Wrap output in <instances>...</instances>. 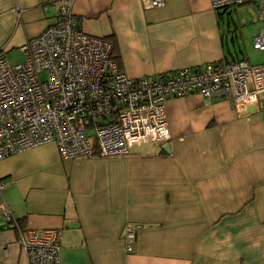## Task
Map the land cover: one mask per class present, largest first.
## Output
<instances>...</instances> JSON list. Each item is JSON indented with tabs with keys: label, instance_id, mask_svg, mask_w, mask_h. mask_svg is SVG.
<instances>
[{
	"label": "crops",
	"instance_id": "0c3cea01",
	"mask_svg": "<svg viewBox=\"0 0 264 264\" xmlns=\"http://www.w3.org/2000/svg\"><path fill=\"white\" fill-rule=\"evenodd\" d=\"M61 3L114 44L131 77L264 58L227 45L210 0H0V54L23 55ZM165 110L169 139L126 155L65 159L47 142L0 159V209L30 228H60L61 264H264V94L241 113L196 93ZM5 224L0 213V264H27Z\"/></svg>",
	"mask_w": 264,
	"mask_h": 264
},
{
	"label": "built area",
	"instance_id": "2783aa9c",
	"mask_svg": "<svg viewBox=\"0 0 264 264\" xmlns=\"http://www.w3.org/2000/svg\"><path fill=\"white\" fill-rule=\"evenodd\" d=\"M166 0H140L146 8ZM214 10L253 2L260 24L252 46L264 55V0H210ZM23 60L11 65L0 54V159L47 142L62 158L126 155L137 145L170 137L165 103L199 94L225 99L237 113L258 107L264 94V58L206 62L148 76L131 77L111 57L109 40L84 32L68 3L52 24L23 46ZM92 129L93 145L86 135ZM4 182L0 180V190ZM6 228L15 229L27 264H61V229L20 224L3 205ZM135 229L126 226V249Z\"/></svg>",
	"mask_w": 264,
	"mask_h": 264
},
{
	"label": "rangeland",
	"instance_id": "374dc122",
	"mask_svg": "<svg viewBox=\"0 0 264 264\" xmlns=\"http://www.w3.org/2000/svg\"><path fill=\"white\" fill-rule=\"evenodd\" d=\"M256 12V5L253 2H249L242 5H233L229 8H226L225 10H220L218 13L223 28V33L227 39V45L232 50H235L237 55H241V53L245 55L247 51L249 52V49L253 50L252 53L254 54L250 55V59L252 61L258 60V57H260L261 54L260 51L255 50L252 46L253 35L258 32L255 30L259 29L260 27V24L256 19ZM22 56V53L15 50L10 52L7 59L9 63L13 65L22 62ZM86 135L94 145L96 143V138L91 128L86 129ZM143 144L144 143H142V145ZM142 145L137 148L134 146L130 152L142 149L143 147L140 148Z\"/></svg>",
	"mask_w": 264,
	"mask_h": 264
},
{
	"label": "trees",
	"instance_id": "16d2710c",
	"mask_svg": "<svg viewBox=\"0 0 264 264\" xmlns=\"http://www.w3.org/2000/svg\"><path fill=\"white\" fill-rule=\"evenodd\" d=\"M242 5V4H241ZM218 13L220 12V10H216ZM107 40H109L108 38H105ZM110 41V40H109ZM111 42V41H110ZM112 44V49H111V57L117 62V64L119 65V56L118 54H116V51H115V48H114V44L111 42ZM120 66V65H119ZM120 68V67H119ZM17 219V218H16ZM17 221L20 223V224H24V219H17Z\"/></svg>",
	"mask_w": 264,
	"mask_h": 264
}]
</instances>
